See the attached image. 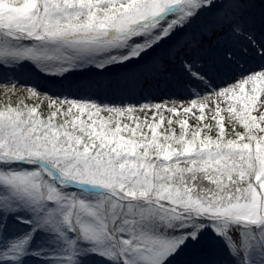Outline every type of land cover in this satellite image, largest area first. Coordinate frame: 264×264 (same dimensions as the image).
I'll return each instance as SVG.
<instances>
[{"label": "snow or ice", "instance_id": "1", "mask_svg": "<svg viewBox=\"0 0 264 264\" xmlns=\"http://www.w3.org/2000/svg\"><path fill=\"white\" fill-rule=\"evenodd\" d=\"M0 264H264V0H0Z\"/></svg>", "mask_w": 264, "mask_h": 264}]
</instances>
